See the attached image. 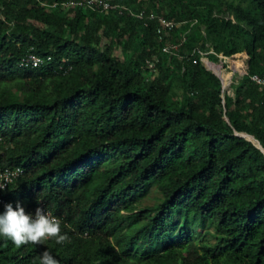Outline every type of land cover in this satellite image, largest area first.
Here are the masks:
<instances>
[{
    "label": "trees",
    "instance_id": "1",
    "mask_svg": "<svg viewBox=\"0 0 264 264\" xmlns=\"http://www.w3.org/2000/svg\"><path fill=\"white\" fill-rule=\"evenodd\" d=\"M77 1L0 0V163L23 171L3 199L68 236L0 238V264H264V0ZM220 55L246 60L234 98Z\"/></svg>",
    "mask_w": 264,
    "mask_h": 264
},
{
    "label": "clouds",
    "instance_id": "2",
    "mask_svg": "<svg viewBox=\"0 0 264 264\" xmlns=\"http://www.w3.org/2000/svg\"><path fill=\"white\" fill-rule=\"evenodd\" d=\"M0 191H4L3 186H0ZM0 238H6L19 247L49 238L55 239L57 244H62L68 236L62 233L61 221L58 218L39 207L29 212L23 203L17 200L15 203L3 204L0 210ZM39 264H59V261L45 249L40 253Z\"/></svg>",
    "mask_w": 264,
    "mask_h": 264
},
{
    "label": "built area",
    "instance_id": "3",
    "mask_svg": "<svg viewBox=\"0 0 264 264\" xmlns=\"http://www.w3.org/2000/svg\"><path fill=\"white\" fill-rule=\"evenodd\" d=\"M63 5L66 7L76 6L80 8L90 9L92 11L100 12V13H106V12H116L118 14L129 13L131 16H134L138 19L146 18L144 14H136L129 7L123 4L113 3L110 0H80L77 2L63 3ZM149 18L153 19L156 17L154 15H151ZM159 20L161 21L162 25H164L165 27L170 28V29L172 28L173 26L172 23L167 22L162 17H159ZM163 50L165 52H170L171 47H165ZM47 60L50 61L51 57H48ZM44 62H45V59L43 57L35 55V54H30L20 61L19 67L20 68H37V67H40ZM244 62H243V65H244L243 69H244V76H245L249 74H248L247 64H246L245 59H244ZM147 64L149 68L151 69L155 68V62L153 60L147 61ZM250 77L253 82L257 83L264 89V79H262L261 77L257 75H253ZM22 173L23 171L20 168L3 170L2 165L0 163V186H3L4 188V191H0V201L3 204L8 203L3 199V196L6 193L8 186L12 184L17 178H19L22 175ZM38 207L44 209L50 215L58 218L61 221V219L57 215L52 213L44 204L40 203L36 208ZM36 208L32 210H27V211L32 212Z\"/></svg>",
    "mask_w": 264,
    "mask_h": 264
},
{
    "label": "rangeland",
    "instance_id": "4",
    "mask_svg": "<svg viewBox=\"0 0 264 264\" xmlns=\"http://www.w3.org/2000/svg\"><path fill=\"white\" fill-rule=\"evenodd\" d=\"M225 1H231V0H225ZM240 0H236V2H239ZM244 62V58H241ZM202 62L204 66L213 72L209 68V64H214L221 67V70L218 71L222 75L223 79L227 78L230 74V80L227 86L223 84V95L222 97L225 98L226 96L235 97L236 89L240 86V82L243 79L244 76V65H242L241 68H235L236 60H230L222 55L219 56L218 62H211L207 56L202 57ZM245 63V62H244ZM157 191H152L149 195H147L142 202L140 203V208L149 207L150 205H153L157 200Z\"/></svg>",
    "mask_w": 264,
    "mask_h": 264
},
{
    "label": "water",
    "instance_id": "5",
    "mask_svg": "<svg viewBox=\"0 0 264 264\" xmlns=\"http://www.w3.org/2000/svg\"><path fill=\"white\" fill-rule=\"evenodd\" d=\"M214 73V72H213ZM215 74V73H214ZM216 75V74H215ZM220 80H221V82H222V84H223V81H222V79L218 76V75H216ZM236 136H238V137H241V138H244V139H246L244 136H242L240 133H236ZM246 140H248V139H246ZM249 142H252V141H250V140H248ZM258 142V141H257ZM256 147H258L259 149H261L263 152H264V149L262 148V146H261V144L258 142V144L259 145H256L254 142H252Z\"/></svg>",
    "mask_w": 264,
    "mask_h": 264
},
{
    "label": "bare ground",
    "instance_id": "6",
    "mask_svg": "<svg viewBox=\"0 0 264 264\" xmlns=\"http://www.w3.org/2000/svg\"><path fill=\"white\" fill-rule=\"evenodd\" d=\"M219 69L221 70V67L220 66L217 67V70H219Z\"/></svg>",
    "mask_w": 264,
    "mask_h": 264
}]
</instances>
